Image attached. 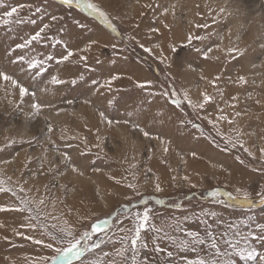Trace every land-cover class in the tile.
Returning a JSON list of instances; mask_svg holds the SVG:
<instances>
[{
    "label": "rangeland",
    "instance_id": "rangeland-1",
    "mask_svg": "<svg viewBox=\"0 0 264 264\" xmlns=\"http://www.w3.org/2000/svg\"><path fill=\"white\" fill-rule=\"evenodd\" d=\"M0 264H264V0H0Z\"/></svg>",
    "mask_w": 264,
    "mask_h": 264
},
{
    "label": "bare ground",
    "instance_id": "bare-ground-1",
    "mask_svg": "<svg viewBox=\"0 0 264 264\" xmlns=\"http://www.w3.org/2000/svg\"><path fill=\"white\" fill-rule=\"evenodd\" d=\"M45 160H42V164L44 163ZM46 162V161H45ZM47 163V162H46ZM47 165L49 166V164L47 163ZM42 170H44V168H42Z\"/></svg>",
    "mask_w": 264,
    "mask_h": 264
}]
</instances>
